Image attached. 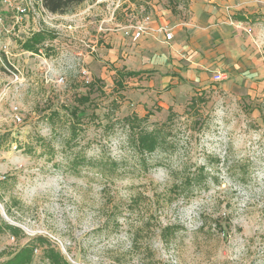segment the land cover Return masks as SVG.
Returning a JSON list of instances; mask_svg holds the SVG:
<instances>
[{"label": "rangeland", "instance_id": "rangeland-1", "mask_svg": "<svg viewBox=\"0 0 264 264\" xmlns=\"http://www.w3.org/2000/svg\"><path fill=\"white\" fill-rule=\"evenodd\" d=\"M85 1L64 15L47 11L57 15L43 18L48 24L42 16L16 25L5 18L11 31L1 40L7 54L0 52V262L42 236L70 264H264V0H157L183 22L209 13L220 26L221 59L177 90L147 69L122 79L119 92L115 70L135 69L139 44L124 38V48H133L124 50L107 35L122 21H114L116 12L144 2ZM37 31L46 35L38 52L23 50ZM152 55L146 60L161 65ZM214 71L225 79L213 82ZM87 80L100 83L92 103L80 107L82 125L69 141L66 109L88 92ZM161 93L169 94L164 104ZM196 93L205 103L186 115ZM12 105L20 123L11 120ZM169 109V137L143 166L121 120L149 113L140 126L150 130ZM200 169L207 179L187 184ZM32 264H45L40 250Z\"/></svg>", "mask_w": 264, "mask_h": 264}, {"label": "crops", "instance_id": "crops-1", "mask_svg": "<svg viewBox=\"0 0 264 264\" xmlns=\"http://www.w3.org/2000/svg\"><path fill=\"white\" fill-rule=\"evenodd\" d=\"M157 2V0H152V2H146L145 4L135 5L130 2L126 4L123 9L115 13L113 18L116 22L117 16H125V18L122 17L121 22H116L118 23L116 24L117 30H115L117 33H109L107 36L110 37L113 43L117 41L118 46L122 45L124 50H133V48H124V38L131 42H138L139 45L133 52L136 57L132 60V65L135 67L132 71L139 72L141 70L156 69L162 76L160 77L162 86L170 83L173 85L171 88L177 90L179 84L181 85L184 82L194 84L195 81L202 78L204 74L200 72L202 69L206 70L208 66H212L214 63L218 64L217 60L221 59L220 56L223 53L220 47L222 46L219 37L221 34L220 26L215 25L211 21L209 13L205 11L201 12L198 18L193 21H180L177 19L178 15L172 14L167 8L161 7L159 3L156 4ZM85 3L86 1L78 8H81ZM143 14L151 16L150 27L157 28L161 25H168L171 29L172 37L167 39L165 35L153 32L133 40L128 26L132 22L141 19ZM195 21H197V24ZM192 27L196 29H191ZM148 52L153 53L151 58L155 59V55L161 60V65H155L151 61L148 62L146 60ZM215 72L217 71H214L213 74ZM222 73L224 74V72ZM151 91L153 92V90ZM167 98H169V94L161 93L158 95V100H160L158 103L162 104V100ZM165 104L170 106L172 101ZM135 112L141 116L142 112L145 111L135 109Z\"/></svg>", "mask_w": 264, "mask_h": 264}, {"label": "trees", "instance_id": "trees-1", "mask_svg": "<svg viewBox=\"0 0 264 264\" xmlns=\"http://www.w3.org/2000/svg\"><path fill=\"white\" fill-rule=\"evenodd\" d=\"M44 8L52 13L58 15H64L71 11V9L80 6L85 0H42ZM172 14H176L175 11H172ZM238 21H246V18L238 14L235 18ZM46 41L45 32H36L33 33L29 38L21 43V47L25 51L32 53H37L39 47ZM115 74L118 77L116 80L117 92L123 90L122 79L125 77H134L139 75V72L127 71L124 68L115 70ZM96 82L100 83V80H93L87 84L88 92L85 95H79L74 98L73 102L76 106L72 108H67V115L70 117V127L69 141L75 139L78 136V131H80L81 120H80V107L90 105L92 103L91 94L94 92V88L97 89L95 85ZM104 83L101 87V93H104ZM205 103V98L202 94H194L190 97L189 101L185 106L184 113L187 115L191 110L200 108ZM170 114L168 115L167 120L158 125V127H153L150 130L142 128L140 125L146 120H148L149 113L143 117H139L137 114L132 113L128 116H125L121 121L124 126L128 129L127 134V143L133 149L135 154L139 156L142 160L141 163L144 166V157L150 155L156 151H159L163 148V145L166 143L167 138L169 137V130L167 126L171 123V113L172 110L169 109ZM55 113V112H54ZM58 116L57 113L53 114ZM116 163L112 162L111 168L114 169ZM208 174L204 173L200 169L199 173L192 174L187 176L185 181L187 184H201L207 179ZM182 183V182H181ZM4 227L12 234V236L17 237L20 230L16 227L4 224ZM40 250L41 257L45 261V264H70L64 256L53 246V244L42 236H37L32 238L27 244L17 249L15 252H12L8 257L0 262V264H32L36 252Z\"/></svg>", "mask_w": 264, "mask_h": 264}, {"label": "built area", "instance_id": "built-area-1", "mask_svg": "<svg viewBox=\"0 0 264 264\" xmlns=\"http://www.w3.org/2000/svg\"><path fill=\"white\" fill-rule=\"evenodd\" d=\"M144 3L147 0H140ZM119 6H115L112 12V18L114 16V12L117 10ZM11 15L14 19V25L21 22L25 17L31 15L33 18H38L42 16V20L46 22L47 20H52L57 15H51L47 12V10L43 6L42 0H0V52L7 54L6 45L1 43V40L5 34H9L11 30H8L5 27V18ZM44 15V16H43ZM46 20H44V19ZM151 24V16L149 14H143L141 19H138L132 22L128 29L130 31V35L133 40L138 39L141 36L150 34V33H158L166 36L167 39H170L171 29L168 25H161L157 28L150 27ZM38 32V31H37ZM225 79V75L217 71L212 75L213 82H220ZM88 83V80L86 81ZM11 120L14 123L21 122V110L17 105H12L10 108ZM35 252H37L35 250Z\"/></svg>", "mask_w": 264, "mask_h": 264}, {"label": "water", "instance_id": "water-1", "mask_svg": "<svg viewBox=\"0 0 264 264\" xmlns=\"http://www.w3.org/2000/svg\"><path fill=\"white\" fill-rule=\"evenodd\" d=\"M2 216H4V214H2Z\"/></svg>", "mask_w": 264, "mask_h": 264}]
</instances>
